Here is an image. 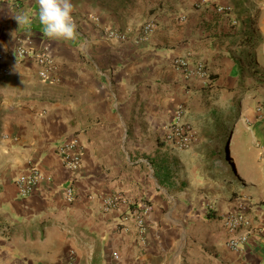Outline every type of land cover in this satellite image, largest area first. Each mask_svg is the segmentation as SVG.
I'll use <instances>...</instances> for the list:
<instances>
[{
	"label": "crops",
	"instance_id": "crops-1",
	"mask_svg": "<svg viewBox=\"0 0 264 264\" xmlns=\"http://www.w3.org/2000/svg\"><path fill=\"white\" fill-rule=\"evenodd\" d=\"M72 3L79 35L65 41L44 34L37 0H0V264H264V236L233 250L220 216L239 198L254 222L264 218V0ZM24 11L33 19L20 26L13 15ZM150 17L157 27L139 39ZM26 37L53 60L46 81L34 58L15 55ZM175 57L202 60L213 86L177 69ZM226 81L245 92L220 168L163 137L179 105L195 119ZM73 137L76 171L57 152ZM31 165L45 176L22 196L16 177ZM143 204L142 231L126 216Z\"/></svg>",
	"mask_w": 264,
	"mask_h": 264
},
{
	"label": "built area",
	"instance_id": "built-area-1",
	"mask_svg": "<svg viewBox=\"0 0 264 264\" xmlns=\"http://www.w3.org/2000/svg\"><path fill=\"white\" fill-rule=\"evenodd\" d=\"M209 0H197L199 6L206 5ZM219 13L230 14L232 13V6L230 5H215ZM236 23V20H233ZM156 17H150L140 27L139 39H146L156 29ZM108 36L120 40H125L127 36L120 33L116 29H108ZM33 41L30 37L23 38L15 49V55L19 58L32 57L39 65V77L42 80H48L49 72L52 69L53 60L47 55L46 51L33 50ZM2 55H0V59ZM173 65L183 71L187 76H198L207 79L211 82L210 71L207 65L202 60H192L188 57H175L172 61ZM5 72L4 69H1ZM0 70V71H1ZM186 109L179 105L174 112V118L169 124L167 131L164 134V140L177 148H186L191 144L192 133L191 125L187 121ZM57 152L63 164L70 170L76 171L81 167L82 163V149L78 138L73 137L68 141L58 146ZM44 173L37 165H31L27 171L16 177V187L18 193L22 196H27L34 193L41 179L44 178ZM66 196L69 201L75 197L72 189L68 188ZM119 202V196L107 198L105 204L107 209L114 208ZM252 204L245 200H236L234 207L227 209L220 214L222 223L226 233V244L229 248L242 251L245 249L246 244L251 240L254 235L264 236V218L263 221L254 222L253 218L248 214L249 206ZM150 210L148 204H143L141 207H136L129 210L126 219H132L140 230L145 229V217ZM113 256L118 257V252H113Z\"/></svg>",
	"mask_w": 264,
	"mask_h": 264
},
{
	"label": "rangeland",
	"instance_id": "rangeland-1",
	"mask_svg": "<svg viewBox=\"0 0 264 264\" xmlns=\"http://www.w3.org/2000/svg\"><path fill=\"white\" fill-rule=\"evenodd\" d=\"M211 83L208 85H212ZM222 86L215 87L208 100L198 104L195 119L187 120L191 125L193 148L203 157L215 161L220 168H223L226 153L231 155L236 120L233 110L245 92L240 89L237 91L235 85L231 86L229 81ZM242 100L237 108L242 105Z\"/></svg>",
	"mask_w": 264,
	"mask_h": 264
},
{
	"label": "clouds",
	"instance_id": "clouds-1",
	"mask_svg": "<svg viewBox=\"0 0 264 264\" xmlns=\"http://www.w3.org/2000/svg\"><path fill=\"white\" fill-rule=\"evenodd\" d=\"M37 3L38 19L47 37L65 41L78 38V25L73 15L72 0H37ZM13 16L20 26L29 25L33 19L28 11Z\"/></svg>",
	"mask_w": 264,
	"mask_h": 264
}]
</instances>
